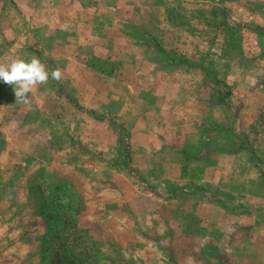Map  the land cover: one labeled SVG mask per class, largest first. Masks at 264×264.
Segmentation results:
<instances>
[{"label":"crops","instance_id":"obj_1","mask_svg":"<svg viewBox=\"0 0 264 264\" xmlns=\"http://www.w3.org/2000/svg\"><path fill=\"white\" fill-rule=\"evenodd\" d=\"M29 1L0 64L62 75L27 104L0 82V264H46L44 179L84 186L102 264H264V27L221 18L239 0ZM235 28L260 75L225 55Z\"/></svg>","mask_w":264,"mask_h":264},{"label":"trees","instance_id":"obj_2","mask_svg":"<svg viewBox=\"0 0 264 264\" xmlns=\"http://www.w3.org/2000/svg\"><path fill=\"white\" fill-rule=\"evenodd\" d=\"M228 30L233 36L234 31ZM230 40L225 47L235 48L236 44ZM74 195L73 185L67 181L51 183L44 179L35 185L33 196L46 220V264H100V249L94 234L99 227L96 223L80 226Z\"/></svg>","mask_w":264,"mask_h":264},{"label":"rangeland","instance_id":"obj_3","mask_svg":"<svg viewBox=\"0 0 264 264\" xmlns=\"http://www.w3.org/2000/svg\"><path fill=\"white\" fill-rule=\"evenodd\" d=\"M18 1V2H17ZM29 1V0H28ZM52 1L49 2V0H40L41 6H43V8L45 9V11H48L47 9L52 8ZM236 4L233 5L234 9H230L229 13H233L232 15L228 14L226 12V14H224V17L221 16V18L224 19V21L226 20V18H230V21L236 24L241 25L242 23L248 22L251 23L257 27H259L260 29H262L264 27V0H239V1H235ZM241 2H246L248 3V7L249 8L252 5V9H246V7L242 8L240 5ZM22 0H0V27L1 26H5L7 23V20L5 18L10 17L11 21L14 23H18L17 25L21 26V18H22V11H21V5ZM29 3L35 7L37 6L38 0H30ZM39 3V4H40ZM27 4V3H24ZM42 8V10H43ZM221 8V6H220ZM222 9V8H221ZM174 15L172 16V18H174V20H180L182 18H187V15H185L186 13H182V12H175L174 11ZM223 14V12H222ZM24 15V14H23ZM13 16V18H12ZM171 16V15H170ZM25 18V17H24ZM32 21H36V17L31 19L30 21H28V24H33ZM222 20H219L218 23H221ZM27 24V25H28ZM32 26V25H31ZM234 35L231 36L230 35V31H225L224 32V36L225 39H227L228 43L231 42L230 39H232V41L236 44L235 48H230L229 47H223L224 53L225 55H244L243 53H246L247 55H249V57H253V60L255 61V63L251 65H247L248 69L253 70V72L256 75H260L261 73V51L260 48L257 50V48L254 46L255 45V41L253 39L254 33L253 32H240L239 28H235L234 30ZM259 37H258V44L260 46L261 41L263 40V35L264 33L258 32ZM231 36V37H230ZM2 39V40H1ZM0 42L3 44V47L8 44V40L5 41V39L1 38ZM239 43V44H237ZM244 44V46H243ZM226 46V45H225ZM262 50V47H261ZM250 64V63H249ZM250 66H252V68H250ZM53 119V118H51ZM51 121V120H50ZM90 154H94V153H90ZM95 156V155H94ZM80 171V170H79ZM81 176H83V172H81L80 174ZM69 182V181H67ZM73 185V192L75 193L74 197H73V205L74 207H78V212H81L82 210H84V198L85 196L83 195V189L84 186H81L79 184L75 185L73 183H71ZM78 215V213H77ZM80 215V213H79ZM78 219L79 216H78ZM89 221L84 220L83 222H80L79 220V224L82 227H86L87 223ZM97 224V223H96ZM97 227H99V229L97 231H95V236H97L98 233L101 232V227L97 224ZM99 246V245H98ZM100 249V247H99ZM100 251V264H102V254H101V249Z\"/></svg>","mask_w":264,"mask_h":264},{"label":"clouds","instance_id":"obj_4","mask_svg":"<svg viewBox=\"0 0 264 264\" xmlns=\"http://www.w3.org/2000/svg\"><path fill=\"white\" fill-rule=\"evenodd\" d=\"M61 71L53 69L50 72L36 57L28 60H13L8 64H0V82L13 86L16 101L27 104L31 88L35 84L46 83L51 76L52 80L61 79Z\"/></svg>","mask_w":264,"mask_h":264}]
</instances>
